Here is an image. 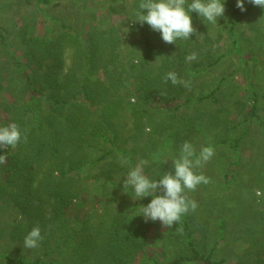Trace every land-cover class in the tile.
<instances>
[{
  "label": "trees",
  "instance_id": "16d2710c",
  "mask_svg": "<svg viewBox=\"0 0 264 264\" xmlns=\"http://www.w3.org/2000/svg\"><path fill=\"white\" fill-rule=\"evenodd\" d=\"M50 3L23 0L33 10L17 28L14 51L0 31L12 77L20 82L12 102L0 109L12 116L5 124L16 123L22 133L14 148H0L5 157L0 162V209L14 213V220L6 221L3 214L0 221V239L13 247L0 254V264H136L146 251L149 225L129 211L134 191L124 188L123 181L149 158L146 151L151 150L144 148L163 135L167 119L176 121L170 135L176 151L186 141L183 133L195 127L196 114L185 113L189 91L163 79L174 71L188 80L185 57L195 35L167 44L169 49H157L145 37L136 45L113 18L132 15L140 0L129 8L125 0H106L104 10L79 19L78 25L71 18L51 20ZM226 5L233 36L234 11ZM191 17L192 22L200 18L195 12ZM41 23L43 30L38 29ZM197 45L201 58L205 46ZM209 56L206 60H212ZM2 79L0 75V83ZM216 91L205 98L216 101ZM249 91L254 118L258 98ZM160 112L165 116L157 119ZM146 164L149 179L162 177ZM77 208V215L71 213ZM37 225L43 240L38 248L25 249L23 240ZM224 226L220 221L218 239L224 237ZM193 229L183 218L172 228L163 226V234L181 244V250L150 264H221L213 258L217 244L199 248Z\"/></svg>",
  "mask_w": 264,
  "mask_h": 264
},
{
  "label": "rangeland",
  "instance_id": "374dc122",
  "mask_svg": "<svg viewBox=\"0 0 264 264\" xmlns=\"http://www.w3.org/2000/svg\"><path fill=\"white\" fill-rule=\"evenodd\" d=\"M105 1L88 0L80 5V0H50L47 13L51 20L71 18L78 25L79 19L95 14L98 9L104 10ZM134 1L125 0L128 8ZM244 3L246 11L241 12L236 0H224L225 12L217 19V25L203 18L193 21L200 34L191 39L189 54L195 52L197 59L185 65L186 78L190 81L187 88L190 101L185 113L196 114L197 120L193 130L184 132L186 137H183L193 144L197 153L202 147L211 146L215 154L197 170L211 182L188 193L198 204L197 209L181 218L187 219L194 228L199 248L217 244L213 258L221 264H264V9L248 0ZM226 4L234 11L233 36L228 33L227 18L231 10ZM32 10L33 7L24 5L23 0H0V31L10 51L18 48L17 28L23 16H29ZM134 14H127L122 21L113 18L120 29L132 36L127 41L140 45L138 38L145 37L152 40L157 49H169L159 32L151 30L147 24L141 28L138 22L133 23ZM44 26L41 23L38 29L43 30ZM233 42L236 44L232 45ZM198 43L205 46L201 58L197 53ZM208 55L214 60L210 56L212 60H206ZM8 60L7 48L0 43V75L3 78L0 104L11 103L12 95L20 88V82L12 77ZM215 89L216 101L206 99L205 96ZM250 89L258 98L254 118L249 113L253 104ZM164 116L160 112L157 119ZM11 118L10 113L0 109V127L8 126L5 121ZM167 123L168 127L155 144L144 148L151 150L146 151L149 158L143 160L146 167L150 166L149 171L155 170L161 175L166 171L174 172L171 159L180 151L173 150L170 143L176 121L170 118ZM131 195L127 205L129 211L141 214L142 205L146 206L152 197L135 200L134 192ZM2 211L0 209V221L3 214L6 221L14 220L13 212ZM77 212L78 208L71 210L76 215ZM220 221L225 225L222 239L217 238ZM148 225L147 248L136 259V264H150L152 260L163 262L179 254L181 244H174L163 234L159 220H149ZM12 248L5 238L0 239V254Z\"/></svg>",
  "mask_w": 264,
  "mask_h": 264
},
{
  "label": "clouds",
  "instance_id": "9594fccd",
  "mask_svg": "<svg viewBox=\"0 0 264 264\" xmlns=\"http://www.w3.org/2000/svg\"><path fill=\"white\" fill-rule=\"evenodd\" d=\"M248 3L264 9V0H248ZM236 7L241 12L246 11L244 0H236ZM193 12L210 24L217 25V19L225 12L224 0H140L133 23L147 24L151 30L160 33L163 42L176 45L177 40H188L192 35L200 34L193 26ZM196 59L195 52L185 57L189 63ZM163 79L165 83L171 81L173 85L190 87V81L180 79L174 71L166 73ZM21 138L22 133L16 123L0 127V148H14ZM214 154L211 146L202 147L197 153L193 144L185 141L179 155L171 159L174 172L166 171L158 180H152L144 174L146 162L141 161L128 172L123 187L133 189L135 200L152 197L140 209V215L146 222L159 220L162 226L172 228L183 215L197 209L198 204L188 193L201 184L211 182L209 177L197 170L203 168ZM4 160L5 157L0 156V162ZM176 231L182 234L183 229L177 228ZM42 240L41 228L37 225L25 236L23 247L29 250L38 248Z\"/></svg>",
  "mask_w": 264,
  "mask_h": 264
}]
</instances>
